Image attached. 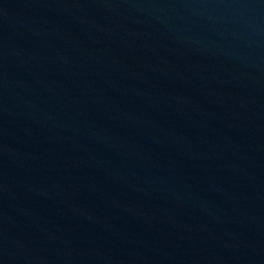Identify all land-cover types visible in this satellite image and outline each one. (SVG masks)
Segmentation results:
<instances>
[{
  "label": "water",
  "instance_id": "water-1",
  "mask_svg": "<svg viewBox=\"0 0 264 264\" xmlns=\"http://www.w3.org/2000/svg\"><path fill=\"white\" fill-rule=\"evenodd\" d=\"M0 264H264V0H0Z\"/></svg>",
  "mask_w": 264,
  "mask_h": 264
}]
</instances>
